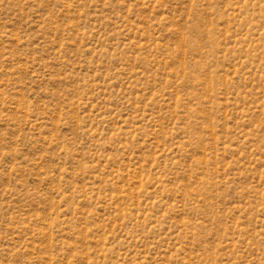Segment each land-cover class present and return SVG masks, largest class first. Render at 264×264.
Returning a JSON list of instances; mask_svg holds the SVG:
<instances>
[{"label": "rangeland", "instance_id": "obj_1", "mask_svg": "<svg viewBox=\"0 0 264 264\" xmlns=\"http://www.w3.org/2000/svg\"><path fill=\"white\" fill-rule=\"evenodd\" d=\"M0 264H264V0H0Z\"/></svg>", "mask_w": 264, "mask_h": 264}]
</instances>
